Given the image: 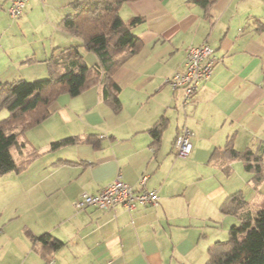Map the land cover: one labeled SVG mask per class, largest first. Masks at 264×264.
Instances as JSON below:
<instances>
[{"label":"crops","instance_id":"obj_1","mask_svg":"<svg viewBox=\"0 0 264 264\" xmlns=\"http://www.w3.org/2000/svg\"><path fill=\"white\" fill-rule=\"evenodd\" d=\"M73 1L30 0L10 23L9 0H0V53L40 21L43 34L19 48L14 68L37 66L32 79L47 78L51 58L73 47L89 66L98 64L59 25ZM120 15L127 23L143 19L132 28L138 51L111 82L102 77L78 96L61 94L48 118L27 131L33 144H25V155L36 152V159L0 176V264H206L209 247L239 223L221 207L238 191L246 196L243 184L252 179L223 148L231 142L238 152L264 154V0H215L207 8L191 0H130ZM204 43L217 62L184 106L183 91L166 80L183 70L190 47ZM15 77L6 82L21 79ZM161 119L166 126L156 143L150 130ZM183 127L192 133L185 158L174 148ZM66 138L76 141L52 146ZM117 176L135 190H157L158 205L76 210L82 194H97ZM255 198L245 197L248 206L259 204ZM44 235L62 246L35 240Z\"/></svg>","mask_w":264,"mask_h":264},{"label":"trees","instance_id":"obj_2","mask_svg":"<svg viewBox=\"0 0 264 264\" xmlns=\"http://www.w3.org/2000/svg\"><path fill=\"white\" fill-rule=\"evenodd\" d=\"M127 1L130 0H75L69 4L70 11L60 22L63 30L78 38L80 46L97 57L95 66H89L78 47H73L59 57L51 58L50 73L45 79L0 81V112L3 109L9 112L7 118L0 120V176L25 171L36 159V152L25 155L23 135L48 118L52 103L61 94L78 96L102 77L111 82L113 71L138 51L140 39L132 28L143 19L134 17L128 23L122 19L120 8ZM191 1L207 8L215 0ZM110 101L114 110L120 111L119 98L113 95ZM165 126L166 120L161 119L150 130L156 143H159ZM75 141L66 138L52 146L57 148ZM87 141H92L91 137H87ZM223 153L244 162L245 171L252 174L254 189L264 184L261 155L252 150L238 152L231 142L223 148ZM18 157L22 160L17 161ZM248 205L242 191L226 198L222 213L236 215L239 223L230 228L227 240L209 247L206 264H264V196L257 206ZM35 240L54 250L62 246L60 241L51 240L50 235Z\"/></svg>","mask_w":264,"mask_h":264},{"label":"built area","instance_id":"obj_3","mask_svg":"<svg viewBox=\"0 0 264 264\" xmlns=\"http://www.w3.org/2000/svg\"><path fill=\"white\" fill-rule=\"evenodd\" d=\"M30 0H9L8 13L12 19L20 18ZM217 58L213 48L204 43L192 46L188 49L183 70L175 72L166 82L172 89H181L184 93L183 105L190 104L193 96L197 93L200 84L208 81L212 74ZM191 131L183 127L177 135L174 148L179 157H189L192 153ZM146 177H142L140 184L144 185ZM159 202L157 190L143 188L135 190L131 185L123 181L121 176L97 194H82L75 202L76 210H84L95 207L100 210H111L117 206H123L133 211L139 205L156 206ZM1 233V230H0ZM52 264V262H50Z\"/></svg>","mask_w":264,"mask_h":264},{"label":"rangeland","instance_id":"obj_4","mask_svg":"<svg viewBox=\"0 0 264 264\" xmlns=\"http://www.w3.org/2000/svg\"><path fill=\"white\" fill-rule=\"evenodd\" d=\"M9 14V13H8ZM12 18H10V15H8V20L10 21V23L12 22L11 20ZM44 25H46L44 23ZM60 25V22H59ZM40 26V27H39ZM43 25L42 23H40V21L37 23V21H35V23L33 24L32 29H27L26 31L23 32H19L17 34V37L14 39H11V42L8 43L9 46L12 47V44L15 46L11 52L7 53L4 49L3 54L0 53V81H10L9 79H14V77L17 75V78H21V79H25L28 81L27 78L32 79V75L35 73V70H37V66H33V67H29V68H25V67H16L14 68L13 65V56L15 55V53H17V51L19 50V48L23 49L26 48L28 46V44L33 43L35 39H38L39 37H41V35L43 34ZM16 78V77H15ZM39 79H45L44 78H38ZM35 79L29 80V81H34ZM9 115V112L7 111V109H3L0 112V120H3L5 118H7ZM30 135H27V132L24 133L23 135V142H25V144H33V138L29 137ZM263 162H264V154H263ZM248 176L250 177L249 179H252V174L248 173ZM248 180H246L243 184L245 190H247L246 192V196L245 197H250V194L253 193L255 194V198L254 199V203H259L256 202V200H259L261 198H259V196L263 195L264 193V184H262L260 187H258L257 189H251L252 186L249 184V182H247ZM249 185L251 186V188L249 187ZM248 199V198H247ZM251 201V200H249ZM250 207H253V204L250 202ZM224 234V239L223 240H227L228 239V233L227 235L225 233Z\"/></svg>","mask_w":264,"mask_h":264}]
</instances>
